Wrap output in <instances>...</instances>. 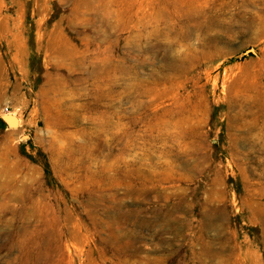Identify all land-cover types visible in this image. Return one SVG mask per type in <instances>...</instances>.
I'll return each instance as SVG.
<instances>
[{
    "label": "rangeland",
    "instance_id": "obj_1",
    "mask_svg": "<svg viewBox=\"0 0 264 264\" xmlns=\"http://www.w3.org/2000/svg\"><path fill=\"white\" fill-rule=\"evenodd\" d=\"M93 1L0 0V264H264V0L149 50Z\"/></svg>",
    "mask_w": 264,
    "mask_h": 264
},
{
    "label": "bare ground",
    "instance_id": "obj_2",
    "mask_svg": "<svg viewBox=\"0 0 264 264\" xmlns=\"http://www.w3.org/2000/svg\"><path fill=\"white\" fill-rule=\"evenodd\" d=\"M82 4L89 8H92L93 0H81ZM202 1L203 4L199 5L198 3ZM210 0H194L187 2L186 0H105L107 6L110 7V4L115 6V10L112 11L114 16V21H106V25L109 29H115V34L117 32H121L126 30L128 33L126 46L128 48H137L139 50H149L156 48H167V49H176L177 47L184 46L182 42L178 41H167L165 36H168L170 32H174L176 34H180L181 36H189L193 31H201L205 30L206 32L213 29L214 27H221L224 25L222 13H216L212 8L211 11L207 12L209 8ZM220 1V0H219ZM238 1V0H237ZM244 1V0H243ZM226 2V0H224ZM229 2V1H228ZM103 3V2H102ZM109 3V5H108ZM201 3V2H200ZM222 3V1H221ZM98 4V2H97ZM101 4V3H100ZM212 4V3H211ZM215 4V3H214ZM233 4V3H232ZM238 5V4H237ZM74 6V5H73ZM103 6V5H102ZM203 6V7H202ZM208 8H205V7ZM148 7V8H147ZM220 7V6H219ZM101 8V7H100ZM104 8V7H102ZM106 9V8H104ZM108 9V7H107ZM110 9V8H109ZM108 9V13H111V10ZM235 9V8H234ZM102 10V9H101ZM218 10V9H217ZM227 10V9H226ZM232 10V9H230ZM229 10V11H230ZM225 11V10H224ZM228 11V12H229ZM239 11V10H238ZM95 12V11H94ZM259 12V11H258ZM98 13V12H97ZM76 14V13H75ZM94 14V13H92ZM263 14V13H262ZM109 15V14H107ZM107 15H105L107 17ZM247 15V14H246ZM261 15V14H260ZM98 16V15H96ZM110 16V15H109ZM150 16L151 19L148 21L147 17ZM230 16V15H229ZM92 17V16H91ZM236 17V16H235ZM104 18V17H102ZM101 18V19H102ZM234 18V17H233ZM264 18V17H263ZM229 19V18H228ZM238 19V18H236ZM262 26L264 27V20L260 19ZM161 21H172L170 24H165L163 26L158 23ZM234 21V20H232ZM227 22V21H226ZM158 24L156 28H163L161 33L158 35L154 33V29L150 28L151 24ZM169 23V22H168ZM232 23V22H231ZM230 23V24H231ZM236 24V23H235ZM228 26V25H227ZM229 28V27H228ZM119 34V33H118ZM116 34V35H118ZM208 35V34H207ZM119 36V35H118ZM163 38V39H162ZM126 39V38H125ZM118 44V43H117ZM119 45V44H118ZM117 45V46H118ZM202 45L205 48V52H203V57L208 60H213L218 52L220 51V47L217 42H214V38L208 37L207 41H203ZM106 46V45H105ZM104 47V46H103ZM186 49V48H185ZM191 50V49H190ZM196 51V49H194ZM66 51V50H65ZM190 52V51H189ZM197 52V51H196ZM187 54V53H186ZM188 55V54H187ZM186 55V56H187ZM197 56V55H196ZM199 56V55H198ZM109 58L104 60V64L106 65ZM182 59V58H181ZM196 59V58H195ZM199 59V58H198ZM200 60V59H199ZM202 60V59H201ZM200 60V61H201ZM108 62V61H107ZM191 63V61H189ZM205 62V61H204ZM109 63V62H108ZM180 63V62H178ZM186 63V62H185ZM189 64V63H188ZM194 64V63H193ZM196 64V63H195ZM200 64V63H199ZM174 65V64H173ZM182 65V64H181ZM190 65V64H189ZM192 65V64H191ZM198 65V64H197ZM178 66V65H177ZM184 66V64H183ZM186 66V64H185ZM173 67V66H172ZM176 67V66H175ZM196 67V66H195ZM210 67V66H209ZM264 67V66H263ZM174 68V67H173ZM177 68V67H176ZM92 69V68H91ZM191 70V68H189ZM194 69V68H193ZM176 70V69H175ZM264 70V69H263ZM187 71V69H186ZM262 71V70H261ZM94 72V71H93ZM177 72V71H176ZM264 72V71H263ZM101 73V71H100ZM185 73V72H184ZM191 73V72H190ZM182 74V73H181ZM261 74V73H260ZM186 75V73H185ZM246 76V75H245ZM244 76V77H245ZM264 76V75H263ZM176 77V76H175ZM180 77V76H179ZM199 77V75H198ZM238 77V76H237ZM242 77V76H241ZM255 77V76H254ZM260 77V76H259ZM103 78V77H102ZM107 78V77H106ZM111 79V76L109 77ZM195 78V76H194ZM250 78V77H249ZM182 79V78H181ZM188 79V78H186ZM209 79V78H208ZM236 79V77L234 78ZM239 79V78H238ZM256 79V78H255ZM264 79V78H263ZM118 80V79H117ZM217 80V79H216ZM251 80V79H250ZM260 80V79H259ZM98 81V80H97ZM110 81V80H109ZM116 81V80H115ZM238 81V80H237ZM236 81V82H237ZM254 81V80H253ZM256 81V80H255ZM117 82V81H116ZM198 82V81H197ZM259 82V81H258ZM262 82V81H261ZM111 83V82H110ZM232 83V82H231ZM234 83V82H233ZM101 84V83H100ZM224 84V83H222ZM238 84V83H237ZM241 84V83H240ZM252 84V80H251ZM258 84V83H257ZM262 84V83H261ZM264 84V83H263ZM256 85V84H255ZM224 86V85H223ZM239 86V85H238ZM253 86V85H252ZM263 86V85H262ZM201 87V86H200ZM203 87V86H202ZM237 88L236 84L234 88ZM262 88V87H261ZM260 88V89H261ZM241 89V88H239ZM111 90V89H110ZM229 90V87H228ZM235 90V89H234ZM246 90V88H245ZM256 90V89H255ZM263 90V89H262ZM121 91V90H120ZM250 91V90H249ZM264 91V90H263ZM262 91V92H263ZM112 92V91H111ZM192 93V92H191ZM232 93V92H231ZM253 93V92H252ZM257 93V91H256ZM107 94V93H106ZM190 94V93H189ZM193 94V93H192ZM260 94V93H259ZM262 94V93H261ZM129 95V94H128ZM160 95V94H159ZM230 95V94H229ZM258 95V94H257ZM256 94L254 95V97ZM187 97V96H186ZM260 99V98H259ZM191 101V100H190ZM183 102V101H182ZM227 102V101H226ZM230 103V102H229ZM178 104V103H177ZM185 105V104H184ZM191 105V104H189ZM196 105V104H195ZM194 105V106H195ZM230 105V104H229ZM180 106V105H178ZM188 106V105H187ZM260 106L264 107V102ZM191 107H193L191 105ZM190 108V107H189ZM195 109V108H193ZM167 110V109H165ZM172 110V108L170 109ZM192 109H190L191 111ZM183 111V110H182ZM179 109V113L182 112ZM256 111V109H255ZM162 113V112H161ZM185 114V113H184ZM193 114V113H192ZM255 114V113H254ZM183 115V114H182ZM182 115L180 117H182ZM165 116V115H164ZM178 116V115H177ZM197 116V115H196ZM156 117V116H155ZM176 117V116H175ZM179 117V116H178ZM184 117V116H183ZM182 117V118H183ZM166 118V117H165ZM169 117H167L168 120ZM171 118V117H170ZM188 118V115H187ZM186 118V119H187ZM190 118V115H189ZM194 118V117H192ZM196 118V117H195ZM245 118V117H244ZM258 118V117H257ZM177 119V118H176ZM181 119V118H180ZM183 120V119H182ZM162 121V120H161ZM166 121V120H165ZM186 121V120H184ZM193 121V120H192ZM176 122V121H175ZM188 122H190L188 120ZM186 122V123H188ZM197 122V121H196ZM259 122V121H258ZM73 123V122H72ZM173 123V122H172ZM194 123V122H193ZM174 124V123H173ZM177 124V123H176ZM179 124V123H178ZM196 124V123H195ZM152 125V124H151ZM171 125V124H169ZM168 125V126H169ZM188 124H186L187 126ZM194 124H192L193 126ZM130 126V125H129ZM158 126V125H157ZM182 126V125H181ZM189 126V125H188ZM191 128H194L192 127ZM172 127V126H171ZM178 127V125H176ZM196 127V126H195ZM263 127V126H262ZM173 129L175 127H172ZM171 128V129H172ZM180 128V127H179ZM147 129V128H146ZM182 129V128H180ZM170 130V129H168ZM177 130V129H176ZM193 130V129H192ZM191 130V131H192ZM196 130V128H195ZM194 130V131H195ZM190 132V131H189ZM194 133V132H193ZM263 133V132H262ZM261 133V135H262ZM165 134H168V132ZM164 134V135H165ZM197 134V133H196ZM176 135V134H175ZM180 135V134H179ZM178 135V136H179ZM189 135V134H188ZM172 136V135H171ZM190 136V135H189ZM197 136V135H196ZM195 136V137H196ZM260 136V135H259ZM167 137H170L167 136ZM173 137V136H172ZM166 138V136H165ZM181 138V137H180ZM191 138V137H190ZM263 138V137H262ZM174 139V138H173ZM183 139V138H182ZM166 140V139H165ZM171 140V138H170ZM177 140V139H176ZM193 141V140H192ZM235 141V140H234ZM183 142V141H182ZM186 142V141H185ZM188 143V142H187ZM191 143V142H190ZM181 145V144H180ZM188 145V144H187ZM185 146V145H184ZM183 147V146H182ZM168 152V151H167Z\"/></svg>",
    "mask_w": 264,
    "mask_h": 264
},
{
    "label": "water",
    "instance_id": "obj_3",
    "mask_svg": "<svg viewBox=\"0 0 264 264\" xmlns=\"http://www.w3.org/2000/svg\"><path fill=\"white\" fill-rule=\"evenodd\" d=\"M252 50V49H251ZM1 119L8 125V126H17L18 125V118L13 114H5L1 116Z\"/></svg>",
    "mask_w": 264,
    "mask_h": 264
},
{
    "label": "built area",
    "instance_id": "obj_4",
    "mask_svg": "<svg viewBox=\"0 0 264 264\" xmlns=\"http://www.w3.org/2000/svg\"><path fill=\"white\" fill-rule=\"evenodd\" d=\"M4 113L11 114V113H13V111L10 110L9 106H6L4 108Z\"/></svg>",
    "mask_w": 264,
    "mask_h": 264
}]
</instances>
